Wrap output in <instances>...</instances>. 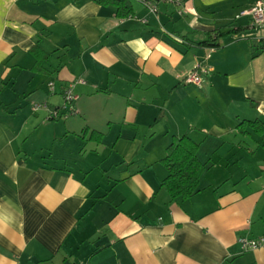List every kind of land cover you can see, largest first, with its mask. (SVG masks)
Here are the masks:
<instances>
[{
	"label": "crops",
	"instance_id": "crops-1",
	"mask_svg": "<svg viewBox=\"0 0 264 264\" xmlns=\"http://www.w3.org/2000/svg\"><path fill=\"white\" fill-rule=\"evenodd\" d=\"M129 1L0 0V264H264L238 241L264 235V130L237 128L264 126V29L238 16L259 0ZM184 135L205 170L172 199Z\"/></svg>",
	"mask_w": 264,
	"mask_h": 264
},
{
	"label": "trees",
	"instance_id": "trees-1",
	"mask_svg": "<svg viewBox=\"0 0 264 264\" xmlns=\"http://www.w3.org/2000/svg\"><path fill=\"white\" fill-rule=\"evenodd\" d=\"M101 4H112L116 7V14L119 17L131 15L132 7L129 0H96ZM225 32L215 29L210 36L199 44L206 46H218L219 35ZM214 36V37H213ZM35 54L40 58L44 56L41 50L35 49ZM259 125L258 127L256 125ZM245 126L254 127L256 132L264 130V126L258 120L245 121L237 128L244 132ZM198 144L187 136L174 138L167 146V155L163 162L167 169V175L162 180L161 186L168 192L172 199L188 198L196 194L199 189V179L205 170L204 165L197 158Z\"/></svg>",
	"mask_w": 264,
	"mask_h": 264
},
{
	"label": "built area",
	"instance_id": "built-area-1",
	"mask_svg": "<svg viewBox=\"0 0 264 264\" xmlns=\"http://www.w3.org/2000/svg\"><path fill=\"white\" fill-rule=\"evenodd\" d=\"M163 2H168L175 4L177 6L182 5V0H161ZM144 4L148 7L151 12H156L157 8L155 5H152L149 1L144 0ZM181 12V10H180ZM249 16L251 21V26L257 29H264V0H259L248 8L241 10L238 16ZM206 68L201 65H196L189 73L184 77V81L187 83H192L199 87L202 86L203 77L201 73H205ZM52 83L49 84L50 89L52 90ZM64 96V108L66 109L65 113H60L57 109H49L48 118L55 119L59 117H66L68 114L73 113V103L76 99V95L72 92L71 86L66 87L63 90ZM48 108V105L45 102L33 103L32 111H38L40 109ZM243 249H256L264 247V235L256 238H247L241 237L238 239Z\"/></svg>",
	"mask_w": 264,
	"mask_h": 264
}]
</instances>
